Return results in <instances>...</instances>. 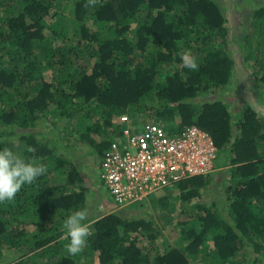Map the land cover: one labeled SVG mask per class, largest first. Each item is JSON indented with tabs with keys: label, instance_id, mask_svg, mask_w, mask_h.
I'll list each match as a JSON object with an SVG mask.
<instances>
[{
	"label": "trees",
	"instance_id": "16d2710c",
	"mask_svg": "<svg viewBox=\"0 0 264 264\" xmlns=\"http://www.w3.org/2000/svg\"><path fill=\"white\" fill-rule=\"evenodd\" d=\"M86 4L0 0V139L18 141L0 150L10 148L47 166L14 200L0 203V246L13 252L7 264H78L80 255H69L65 248L62 225L71 211L83 208L87 188L82 166L73 162L70 139H87L91 152L101 157L110 142L103 136L118 129L115 117L126 110L133 122V117L176 114L177 126L165 128L168 132L191 125L207 132L217 149V171L226 167L227 206L194 201L190 209L199 223L184 231L185 252L169 246L152 260L134 232L143 231L154 242L155 221L128 218L124 209L103 215L87 211L93 235L82 255L86 264H231L243 249L264 257V116L246 105L233 118L217 95L234 65L220 5L215 0ZM251 17L243 36H254L256 80L264 87V7ZM184 52L195 58L198 70L183 66ZM42 65L49 67V79ZM204 93L216 98L195 106ZM57 114L68 128L59 139L37 128L47 121L55 126ZM208 182L207 176H191L173 187L186 203L199 199ZM15 224L31 228L15 231Z\"/></svg>",
	"mask_w": 264,
	"mask_h": 264
},
{
	"label": "rangeland",
	"instance_id": "374dc122",
	"mask_svg": "<svg viewBox=\"0 0 264 264\" xmlns=\"http://www.w3.org/2000/svg\"><path fill=\"white\" fill-rule=\"evenodd\" d=\"M221 7L223 18H225V27L228 29L226 47L229 54L234 59V65L229 76V80L223 85V90L218 91L217 95L228 106L231 116L237 117L239 111L244 106H253L261 115L264 116V87L257 81V68L253 64L255 60L254 52V36H243V29L249 26L251 22V14L258 6L264 7V0H215ZM178 49L185 50L182 41H178ZM70 68V67H69ZM71 70V69H70ZM41 73L46 79H49L50 69L46 65L41 66ZM195 106L200 105L201 101L206 99L216 98L215 94L206 93L198 95ZM208 96V97H207ZM131 116L130 111L126 110ZM118 116L115 117V125L118 126ZM132 117V116H131ZM132 119V118H131ZM134 124L143 126L149 123H158L164 126L167 130L169 126H177L178 116L176 114L164 119L163 117H154L152 119H141L140 117H133ZM56 125L52 126L45 122L43 125L39 124L38 129L42 130L48 137L59 139L58 135H68V128L66 127V118L54 116L53 121ZM75 124V123H74ZM67 129V132L65 130ZM55 129V131H53ZM115 132V131H114ZM114 132H109L104 139H111ZM170 132V131H169ZM92 137L100 139L98 134H92ZM73 148V162L76 166L83 168L82 174L84 178L83 186L87 188L84 190L83 208H86L89 214L103 215L113 210H126L124 214L128 218H136V220H153L155 221V235L154 242L147 239V233L140 231L134 232L139 237L136 241L137 245L142 250L148 260H152L154 256L163 252L169 246H173L185 252L187 237L184 231L190 227L197 228L198 223L196 219V212L190 209L194 201L201 200L210 204L217 202L219 206H227L225 199L224 187L227 183L226 174L223 170L226 167H221L207 176L209 182L204 186L203 194L199 199L192 198L189 202H182L178 197L179 191L173 187L164 188L157 196H149L142 203H132L127 207L118 208L108 191L101 185L98 177L99 155L91 152L90 146L85 141H79L77 138H71ZM5 144H18L17 140L6 138L0 139V146ZM70 144V143H69ZM71 145V144H70ZM222 154V159L225 158ZM217 160V159H216ZM215 160V164H216ZM65 167H67L65 165ZM158 200V201H157ZM15 231L21 228L30 230L27 224H15L11 229ZM29 228V229H28ZM146 235V236H145ZM4 239V238H2ZM88 246L79 253L80 259L78 264H86L82 255L88 253ZM246 249L240 250L236 253L234 262L231 264H264V257L262 254L255 255ZM0 264H7L12 259V249L6 245L0 246ZM93 255L96 253L92 252ZM90 256L89 254H87ZM91 257V256H90ZM87 259V258H86ZM89 260V259H88ZM91 260V259H90ZM89 260V261H90ZM188 264H198L197 262H189Z\"/></svg>",
	"mask_w": 264,
	"mask_h": 264
},
{
	"label": "built area",
	"instance_id": "2783aa9c",
	"mask_svg": "<svg viewBox=\"0 0 264 264\" xmlns=\"http://www.w3.org/2000/svg\"><path fill=\"white\" fill-rule=\"evenodd\" d=\"M118 119L97 173L118 208L142 203L186 177L214 171L217 149L200 128L168 132L158 123L137 126L126 113Z\"/></svg>",
	"mask_w": 264,
	"mask_h": 264
},
{
	"label": "clouds",
	"instance_id": "9594fccd",
	"mask_svg": "<svg viewBox=\"0 0 264 264\" xmlns=\"http://www.w3.org/2000/svg\"><path fill=\"white\" fill-rule=\"evenodd\" d=\"M98 0H87L86 7H95ZM184 67L198 70L195 58L187 52L180 53ZM29 153L35 152L32 146H26ZM47 171V166L38 163L35 158L26 159L10 148L0 150V203L14 200L16 194L25 184H32L38 176ZM86 208L71 211L63 221L64 239L68 241L65 248L69 255L81 253L87 246L88 237L93 235L90 223L87 222Z\"/></svg>",
	"mask_w": 264,
	"mask_h": 264
},
{
	"label": "crops",
	"instance_id": "0c3cea01",
	"mask_svg": "<svg viewBox=\"0 0 264 264\" xmlns=\"http://www.w3.org/2000/svg\"><path fill=\"white\" fill-rule=\"evenodd\" d=\"M214 171H215V173H216V171H217V168L216 167H214ZM213 171V172H214ZM213 172H211L210 174H212ZM210 174H208L209 176H210ZM208 175H206V176H208Z\"/></svg>",
	"mask_w": 264,
	"mask_h": 264
}]
</instances>
